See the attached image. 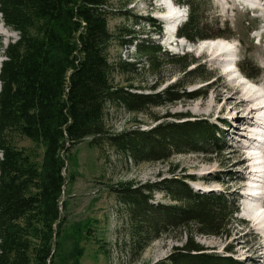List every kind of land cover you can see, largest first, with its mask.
<instances>
[{
    "label": "trees",
    "instance_id": "obj_1",
    "mask_svg": "<svg viewBox=\"0 0 264 264\" xmlns=\"http://www.w3.org/2000/svg\"><path fill=\"white\" fill-rule=\"evenodd\" d=\"M178 2L189 9L179 32L191 41L208 37L196 1ZM0 13L3 22L19 33L4 49L6 59L0 68V264H56L65 230L60 202L66 156L78 143L91 138L90 144L98 145L102 140L137 163L167 160L173 152H203L211 146L216 154L224 150L220 126L190 120L187 115L176 116L186 119L182 122L160 123L149 130L109 133L108 104H120L139 114L163 101L201 94L188 92L180 79L160 94L114 84V65L107 53L113 40L107 0H0ZM139 19L154 33H162L157 19ZM138 48L139 57H146L149 67L165 58L190 81L212 77L201 66L189 69L196 61L187 54L168 55L160 45L148 47L145 42ZM164 54L167 57L161 58ZM120 68L139 71L137 64L123 61ZM17 136L44 146L41 163L17 145ZM187 179L198 180L184 175L138 186L129 181L112 189L126 207L130 252L140 255L165 231L175 228L187 235L185 244L154 264H242L230 254L234 247H226L225 254L209 253L194 239V233L230 238L234 223L242 222L235 215L237 203L222 193L199 192ZM156 191L165 193L172 204L155 202ZM80 228L76 226L75 235L81 234ZM72 253L82 254L78 242Z\"/></svg>",
    "mask_w": 264,
    "mask_h": 264
},
{
    "label": "rangeland",
    "instance_id": "obj_2",
    "mask_svg": "<svg viewBox=\"0 0 264 264\" xmlns=\"http://www.w3.org/2000/svg\"><path fill=\"white\" fill-rule=\"evenodd\" d=\"M107 1L111 11L108 27L113 35L107 53L109 61L114 65L112 72L114 84L124 87L134 85L135 88L132 90L135 92L160 94L180 79L185 83L188 92L198 90L201 94L192 99L163 101L139 114L129 112L120 104H108L105 121L109 133L118 135L138 128L149 130L160 123L182 122L186 119L181 120L176 116L187 115L190 116L188 118L190 120H205L220 126L222 129L220 139L225 148L219 154L215 153V146H211L209 150L205 148L203 152H173L167 160L137 163L102 140L98 145H91V138L78 143L66 156L64 170L66 183L60 202L65 230L60 238L61 249L56 264H76V262L77 264H154L166 259L176 246L185 244L187 240L185 232L169 228L160 238L151 242L140 255H132L129 250L126 207L112 189L121 187V183L129 181H133L138 186L184 177V175H194L198 178V180H186L197 191L222 193L229 200L236 202L239 211L235 215L242 220L240 223H234L230 238H225V235L194 233L195 241L203 245L209 253L225 254L226 247L231 246L234 250L230 254L242 264H263L264 217L257 227L249 217L244 216L241 207L242 200L246 199V196L242 195L247 191L245 184L251 182L250 178L253 177L250 173L252 168H248L252 160L246 163L242 160L254 151H260L262 157L264 147L254 148L257 141H250L242 136L237 132V125H234L235 110H232V107L239 98L233 103H226V100L230 93V79L232 76L237 78V74L222 75L228 70L230 63H219V61L216 63L211 60L212 55L202 54L199 49L200 45L207 43L204 40L222 38L231 41L232 56L235 57L238 67H245L243 72L245 75L256 74L251 77L256 84L254 85L256 91L252 93L254 97H250L256 100V104L263 103L264 39L259 40V33L263 28L264 20L256 18L260 12H249L246 7L238 6L234 0H195L206 26L204 34L209 36L195 41H189L187 38L186 45L183 40L177 45L172 44L167 47L163 41V35L166 36L164 27L160 36L139 18L157 19L156 16L160 13L168 15L163 5L164 1L168 0ZM133 31L136 34L131 35ZM217 34L223 36L216 37ZM18 38L19 33L3 22L0 13V68L3 60L6 59L4 49ZM130 39H133V42L124 44V41ZM142 42L148 47L160 45L163 53L168 55L187 54L196 61L189 69L201 66L202 72L212 73V77L190 81L191 78L185 77L186 75L177 66L170 64L165 58L160 59L155 67H149L146 57L138 55V45ZM165 56L167 57L166 54L160 57ZM121 61L137 64L139 71L135 73L122 71L121 68L119 69ZM154 86L156 88H152ZM256 114L258 115V112ZM261 114H264V110ZM154 117H158L159 120L155 121ZM259 128L260 132L264 133V127ZM247 135L252 134L247 133ZM262 138L264 139V135ZM17 145L26 148L33 160L42 162L44 155L42 144L17 136ZM261 161L264 162L263 158ZM259 190L264 201V189L261 187ZM155 202L172 204L162 191H156ZM77 225L81 227V234L78 236L74 233ZM77 242L82 254L73 256L72 252ZM256 259L259 261H254Z\"/></svg>",
    "mask_w": 264,
    "mask_h": 264
},
{
    "label": "bare ground",
    "instance_id": "obj_3",
    "mask_svg": "<svg viewBox=\"0 0 264 264\" xmlns=\"http://www.w3.org/2000/svg\"><path fill=\"white\" fill-rule=\"evenodd\" d=\"M234 1L236 2L237 0H234ZM244 1L248 2L251 5V7L256 8L259 11L261 10L260 16H262L264 20V0H244ZM168 5L170 7L171 3L169 2ZM167 16L170 20L169 21L170 28L174 26V24L177 21H179L181 18L180 14H176L171 8H169L168 15H166V17ZM199 49H200V52H202V54L207 53L208 55L209 54L212 55L213 57L211 59L212 61L216 63L219 61V63H222V58H220L219 56L223 55L224 52L228 56L232 55L233 44L229 40L218 38V40L212 39V41L200 45ZM217 51L220 53L217 54L216 53ZM238 71H240L239 68H238ZM240 73L241 75L239 74V79H240L239 81H237L236 78L233 76L230 79V85H229L230 93H229V96L227 97L226 103H231V102L233 103L237 98H239L237 99L239 101L237 103L234 102L233 107H232V110H235V114L233 116L234 125L235 124L237 125L236 128L238 130L237 131L238 133H241L242 136L248 138L250 141L251 140L255 141L256 139H254L255 136L253 134L255 133V130L257 129V127H259V126L256 127V125L258 121L264 122V120H262V118L259 117L261 116V113L264 110V106H262V103H259V102H257L256 104L255 102L256 100L251 98V97H254V95H252L253 92L250 91V87L248 86L253 87L252 88L253 91H256L255 87L250 82V80H246L247 76L244 73H242L241 71ZM222 75L223 76L229 75L228 70L222 73ZM231 75L232 74L230 73V76ZM257 112H258V115L256 114ZM241 113L243 114L240 115ZM257 130L260 131V128ZM247 133L248 134L251 133L252 135H247ZM257 135H260V134H257ZM259 138L261 139L262 137L259 136ZM254 148L262 149V147H259L258 145H256ZM262 158L263 157H261L260 151H254V156L247 155L242 160L243 163L244 162L246 163L252 160V163L249 164L248 168L249 167L252 168V171H250V173L253 174V178L250 184L248 183L245 184L247 191L244 193L246 194V200L248 202V205L246 206V208H244V214H245L244 216L249 217V219L252 220L253 225H257V227L258 225H260V222L263 220V217H264V201L262 200L263 197L260 195V190H259L261 189L262 185H264V178H263L264 176L263 163L264 162L261 161ZM210 189H216V188L210 187ZM263 249H264V246H263ZM262 253H263L262 258H264V251ZM254 261L258 262L259 260L256 259ZM262 263L264 264L263 261Z\"/></svg>",
    "mask_w": 264,
    "mask_h": 264
}]
</instances>
